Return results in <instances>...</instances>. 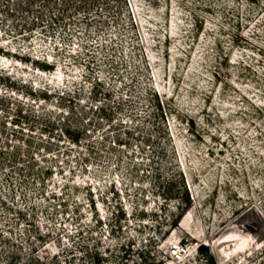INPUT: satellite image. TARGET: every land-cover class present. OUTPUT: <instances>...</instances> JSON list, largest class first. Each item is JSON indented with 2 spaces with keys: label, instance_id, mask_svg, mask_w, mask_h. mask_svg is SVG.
I'll use <instances>...</instances> for the list:
<instances>
[{
  "label": "rangeland",
  "instance_id": "obj_1",
  "mask_svg": "<svg viewBox=\"0 0 264 264\" xmlns=\"http://www.w3.org/2000/svg\"><path fill=\"white\" fill-rule=\"evenodd\" d=\"M0 264H264V0H0Z\"/></svg>",
  "mask_w": 264,
  "mask_h": 264
},
{
  "label": "bare ground",
  "instance_id": "obj_2",
  "mask_svg": "<svg viewBox=\"0 0 264 264\" xmlns=\"http://www.w3.org/2000/svg\"><path fill=\"white\" fill-rule=\"evenodd\" d=\"M48 252V251H47Z\"/></svg>",
  "mask_w": 264,
  "mask_h": 264
}]
</instances>
